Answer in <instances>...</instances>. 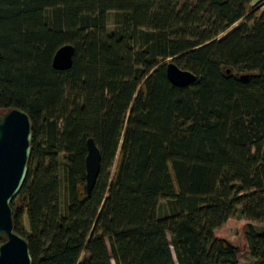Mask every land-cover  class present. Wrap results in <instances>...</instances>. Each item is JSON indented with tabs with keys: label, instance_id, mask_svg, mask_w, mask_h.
<instances>
[{
	"label": "trees",
	"instance_id": "obj_1",
	"mask_svg": "<svg viewBox=\"0 0 264 264\" xmlns=\"http://www.w3.org/2000/svg\"><path fill=\"white\" fill-rule=\"evenodd\" d=\"M254 1L0 0V111L32 121L11 202L32 264H240L241 251L264 264V1ZM65 44L74 63L58 70ZM172 60L196 81L173 85ZM89 138L102 154L90 193ZM238 214L240 246L221 233Z\"/></svg>",
	"mask_w": 264,
	"mask_h": 264
},
{
	"label": "water",
	"instance_id": "obj_2",
	"mask_svg": "<svg viewBox=\"0 0 264 264\" xmlns=\"http://www.w3.org/2000/svg\"><path fill=\"white\" fill-rule=\"evenodd\" d=\"M76 49L72 44L61 46L53 57V67L67 70L73 66ZM168 79L178 87L194 83L197 76L180 68L173 60L166 65ZM32 121L19 108L0 111V264H32L28 240L14 227L11 202L20 192L29 166L32 150ZM86 180L90 193L101 171L102 154L94 138L87 140Z\"/></svg>",
	"mask_w": 264,
	"mask_h": 264
},
{
	"label": "rangeland",
	"instance_id": "obj_3",
	"mask_svg": "<svg viewBox=\"0 0 264 264\" xmlns=\"http://www.w3.org/2000/svg\"><path fill=\"white\" fill-rule=\"evenodd\" d=\"M264 0H255L254 4L259 5ZM260 12L264 9L263 5L260 6ZM166 204L165 201L161 202L160 205V214L165 215L166 214ZM247 221L244 220L240 214L233 219L230 223H228L221 231L224 238H226L228 241L232 242L235 245H242L243 244V232L245 230V225ZM259 229H263L264 226L259 223H255ZM238 259L240 264H253V260L250 258L248 252L241 251L238 254Z\"/></svg>",
	"mask_w": 264,
	"mask_h": 264
}]
</instances>
